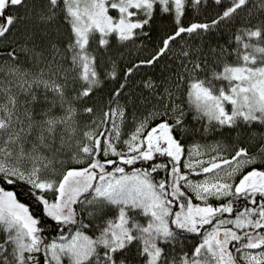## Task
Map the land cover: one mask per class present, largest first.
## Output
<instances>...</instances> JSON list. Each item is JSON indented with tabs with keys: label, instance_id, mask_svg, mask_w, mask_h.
Returning <instances> with one entry per match:
<instances>
[{
	"label": "snow or ice",
	"instance_id": "1",
	"mask_svg": "<svg viewBox=\"0 0 264 264\" xmlns=\"http://www.w3.org/2000/svg\"><path fill=\"white\" fill-rule=\"evenodd\" d=\"M0 264H264V0H0Z\"/></svg>",
	"mask_w": 264,
	"mask_h": 264
}]
</instances>
